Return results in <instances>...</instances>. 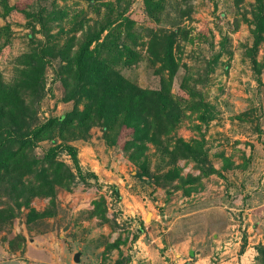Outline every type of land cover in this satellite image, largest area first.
<instances>
[{"label":"rangeland","instance_id":"rangeland-1","mask_svg":"<svg viewBox=\"0 0 264 264\" xmlns=\"http://www.w3.org/2000/svg\"><path fill=\"white\" fill-rule=\"evenodd\" d=\"M255 7L256 0L0 3L3 80L26 88L30 69L26 56L45 58L42 78L25 89L34 121L43 123L76 109L84 111L86 97L65 98L79 47L98 33L101 38L92 47L106 37L108 41L116 38L113 44L125 41L137 47L141 59L133 65L122 62L118 70L142 88L169 85L182 112L175 129L157 143L148 142L141 155L126 148L130 130L117 138L102 120L81 122V115L41 139L34 149L41 159L52 146H75L85 178L78 175L70 155L61 151L57 158L72 169L74 181L69 187L57 186L54 196L32 200L31 206L44 216L30 220L29 209L22 207L17 217L0 226V264H131L136 242L147 226H154L159 234L173 226L176 236L182 232L193 237L191 249L218 246L213 260L220 258L217 251L222 242L215 234L220 213L177 216L192 194L199 202L209 195L227 202L243 193L240 187L247 185L236 168L255 173L253 189L264 194V38L255 48ZM176 28L183 32L173 44L178 69L171 77L169 69L155 60L149 42L155 34L163 37ZM103 56H108L107 50ZM200 102L205 106L200 107ZM178 138L201 142L216 172L204 176L196 161L183 158L181 152L170 154L166 148L173 150ZM242 213L230 216L238 226L223 243L226 255L237 256L234 244L241 246L244 233L248 237ZM193 226L195 233L190 232ZM251 264H264L263 253L257 251Z\"/></svg>","mask_w":264,"mask_h":264},{"label":"trees","instance_id":"trees-1","mask_svg":"<svg viewBox=\"0 0 264 264\" xmlns=\"http://www.w3.org/2000/svg\"><path fill=\"white\" fill-rule=\"evenodd\" d=\"M6 1L0 0V3L5 4ZM236 1L241 3L243 0ZM13 8L18 7L14 5ZM253 24L256 48L264 38V0H256ZM182 32L183 29L176 28L163 37L155 34L149 42V50L155 60L161 61L163 67L169 69L171 77L178 69L173 44ZM100 36L98 33L87 37L73 62L72 81L65 99L86 97L87 103L82 112L76 109L59 117H51L43 123L32 119V108L25 96V89H31L35 84L34 79L43 76L45 58L39 54L26 56V64L30 68L26 88L22 83H6L0 73V203L4 204L0 206V226L17 217L22 207L29 209L30 220L44 216L31 206L32 200L35 197L54 196L57 186L71 185L76 175L65 161L57 158L61 151L65 150L70 155L78 175L85 178L75 146H52L43 159L34 152L41 139L62 124L71 125L77 115H81V122L94 118L102 120L105 129L116 132L117 138L125 129L130 130V137L125 141L126 148H134L139 155L147 149L148 142H159L160 137L170 133L179 122L182 112L169 85L162 89L142 88L126 79L118 70L117 66L122 62L133 65L141 59L142 54L137 47L125 41L113 44L116 38L108 41L107 37L103 43L92 47ZM114 49L117 53H114ZM105 50L108 54L106 57L103 56ZM29 96L31 99V93ZM198 105L205 106L201 102ZM175 142L177 145L173 150L170 151L169 146L166 148L170 154L181 152L183 158L196 161L204 176L216 172L201 142H189L183 138ZM203 164L208 168L202 167ZM245 245L246 240L242 251ZM256 249L264 255L263 245L259 244Z\"/></svg>","mask_w":264,"mask_h":264},{"label":"crops","instance_id":"crops-1","mask_svg":"<svg viewBox=\"0 0 264 264\" xmlns=\"http://www.w3.org/2000/svg\"><path fill=\"white\" fill-rule=\"evenodd\" d=\"M235 171L241 181L245 180L246 182V189L240 187V191H243V193H236L227 202L222 197L210 195L201 197L202 201L199 202L194 199L195 195L192 194L184 201L186 207H181L184 212H177V214L179 213L177 218H182L185 214H195L199 211L221 214L222 220L220 219V222H217V232L215 233L218 241L222 242L220 252L217 251L220 256L217 261L213 260V256L218 246L214 247L212 245L209 247L206 244L199 247V249H191L190 242L193 237L187 235L188 232L187 236H185V233L181 235L182 232L179 236H176L172 226L171 228L167 227V230L164 228V232L159 234L154 226H147L146 232H143L136 242L137 249L131 264H251L253 255L255 256L257 253L256 245L264 244V194H257L253 189V182L256 180L255 173H251L245 168H236ZM226 207L231 209L232 212L226 210ZM239 210L243 212V217L246 220L243 228L246 230L248 237L245 233L243 234L241 246L240 243L234 244L233 253L239 249L237 256H230L226 255L223 250L225 247L223 243L226 242L225 239L230 240L236 231L235 226L238 225L233 222L234 220L230 221L233 219L230 216L233 217ZM193 228L194 226L190 229L191 233H195ZM245 240L246 245L242 251Z\"/></svg>","mask_w":264,"mask_h":264},{"label":"water","instance_id":"water-1","mask_svg":"<svg viewBox=\"0 0 264 264\" xmlns=\"http://www.w3.org/2000/svg\"><path fill=\"white\" fill-rule=\"evenodd\" d=\"M79 256H80L79 253H77V254L75 255V260H76V261H79V259H80Z\"/></svg>","mask_w":264,"mask_h":264}]
</instances>
